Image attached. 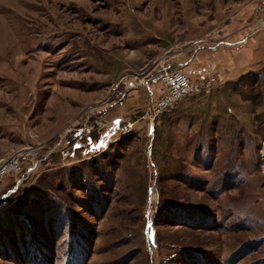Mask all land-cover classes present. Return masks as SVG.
<instances>
[{
  "label": "rangeland",
  "instance_id": "rangeland-1",
  "mask_svg": "<svg viewBox=\"0 0 264 264\" xmlns=\"http://www.w3.org/2000/svg\"><path fill=\"white\" fill-rule=\"evenodd\" d=\"M252 5L0 0V159L41 160L0 183V264H264V64L232 41L264 31ZM198 47L216 85L151 122L141 81Z\"/></svg>",
  "mask_w": 264,
  "mask_h": 264
},
{
  "label": "built area",
  "instance_id": "built-area-1",
  "mask_svg": "<svg viewBox=\"0 0 264 264\" xmlns=\"http://www.w3.org/2000/svg\"><path fill=\"white\" fill-rule=\"evenodd\" d=\"M252 17L249 22L248 35L264 27V0H252ZM217 83L216 75L209 71L202 79L192 77L182 69L171 68V65L163 66L156 71L147 74L141 81L142 86L152 89L162 86L163 94L160 95L150 113V120L153 122L157 117L175 109L185 98L193 94H200L212 89ZM119 129L123 128L121 119H118ZM83 129V128H82ZM128 130L124 127V131ZM107 138L101 141V147H107ZM66 152V151H65ZM37 150L34 147H26L20 150L7 152L0 159V183L7 177L19 172L23 162H29V170L35 169L41 160L37 157Z\"/></svg>",
  "mask_w": 264,
  "mask_h": 264
},
{
  "label": "crops",
  "instance_id": "crops-1",
  "mask_svg": "<svg viewBox=\"0 0 264 264\" xmlns=\"http://www.w3.org/2000/svg\"><path fill=\"white\" fill-rule=\"evenodd\" d=\"M241 35H246V32L242 33ZM241 35L239 37H237V39L232 40V41H236V44L234 46L236 47L235 53H236L237 57L246 58V60L244 61V64L240 65V66H246L249 68H252V67L256 68L259 65L264 64V31H260L259 33H255L251 37L247 38V42L244 45H242L243 42H241L242 39H244V38H242L243 36H241ZM232 41H229L231 43H227L228 47L233 46ZM203 50H204V48L198 47L195 49V52L193 53V55L191 57L187 58V66H185L186 69H184V70L187 71L188 74L192 77L201 78L203 76V73L201 72L200 68H199V71H195L197 67H193L194 65H196L195 62L198 60V56H199L198 53H200ZM205 50H207V47L205 48ZM240 68H242V67H240Z\"/></svg>",
  "mask_w": 264,
  "mask_h": 264
},
{
  "label": "trees",
  "instance_id": "trees-1",
  "mask_svg": "<svg viewBox=\"0 0 264 264\" xmlns=\"http://www.w3.org/2000/svg\"><path fill=\"white\" fill-rule=\"evenodd\" d=\"M102 139H103V137H99V145H100V147H101V141H102Z\"/></svg>",
  "mask_w": 264,
  "mask_h": 264
}]
</instances>
